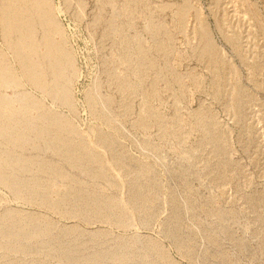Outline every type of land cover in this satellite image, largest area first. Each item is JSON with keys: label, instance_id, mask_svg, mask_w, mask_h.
Here are the masks:
<instances>
[{"label": "rangeland", "instance_id": "obj_1", "mask_svg": "<svg viewBox=\"0 0 264 264\" xmlns=\"http://www.w3.org/2000/svg\"><path fill=\"white\" fill-rule=\"evenodd\" d=\"M50 1L74 63L70 105L25 80L2 93L29 92L104 164L73 167L29 133L37 152L13 153L68 177L29 164L19 180L52 181L53 199L17 197L0 184V207L81 234L2 239L0 264H264V0ZM203 29L213 47L205 56ZM6 42L0 26V52L19 76ZM140 53L151 62L142 69Z\"/></svg>", "mask_w": 264, "mask_h": 264}, {"label": "bare ground", "instance_id": "obj_2", "mask_svg": "<svg viewBox=\"0 0 264 264\" xmlns=\"http://www.w3.org/2000/svg\"><path fill=\"white\" fill-rule=\"evenodd\" d=\"M186 13V10L182 11L178 15L179 19L183 20ZM0 23L2 34L14 52L21 73L17 76L6 64L3 54L0 52V147L5 146L3 149L0 148V184L7 186L17 197L28 194L29 198L34 201L37 199L48 201L50 197L52 198V194L50 195L53 187H51L52 181L43 182L36 177L24 181L19 180L17 172L28 170V165L31 164V166L38 165L39 170L51 175L66 178L68 176L62 172L58 165L45 163L36 157L25 158L22 154L15 155L13 153L15 149L23 152L28 150V147H32L37 152L39 147L30 143L29 133H34L36 138L45 143L46 152L61 158L73 167H81L84 170V167L77 165L75 161H92L90 163L97 162L102 165L104 164L103 158L98 150L84 141L75 140V131L71 124L57 113L45 110L43 103L37 101L29 92L21 94L19 92V95L16 94L15 97L2 93L3 89L11 85L20 88L23 85L22 81L25 80L55 100L70 105L71 81L66 72L68 69L73 70L74 63L71 56L63 49L62 40L56 38V35L61 32V28L54 16L51 1L0 0ZM107 31V35L114 31L112 20L108 22ZM122 33H124L123 28ZM208 34L205 29L202 30L201 37L205 43L201 49L203 56L210 54L213 49ZM226 36L229 41L237 39L236 34L231 31H227ZM159 48L161 49L162 45H159ZM150 63L145 55L140 53L139 68L142 69ZM113 77L118 79L119 90L122 92L129 87L122 75L116 73L113 74ZM143 120L144 116L139 124L144 125ZM102 139L105 145H112L111 140L109 141L107 137L103 136ZM10 167L14 168L13 172L6 170ZM101 174H103L102 170L96 171V175ZM56 192L54 191V195H57L58 200L59 193L56 194ZM60 197L62 198V196ZM113 205L118 207L119 204ZM55 206L54 203L53 208ZM43 216L26 211L14 212L4 208L2 213L0 212V222L3 224L0 229V240L7 239L5 242H10L11 238H15L17 241L34 240L55 233H63L67 237L70 234H81L77 233L78 231L74 227L55 226V223H51L52 221L50 222ZM91 237H97V233H91ZM77 240L75 242H78ZM11 248L8 250L11 251ZM12 249L14 251V248ZM74 250L77 251V249ZM66 258L70 260L68 256Z\"/></svg>", "mask_w": 264, "mask_h": 264}]
</instances>
